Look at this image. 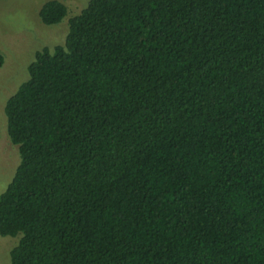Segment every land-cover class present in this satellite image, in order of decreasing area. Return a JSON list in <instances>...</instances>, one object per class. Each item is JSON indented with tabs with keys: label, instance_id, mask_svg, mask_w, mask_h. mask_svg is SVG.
I'll return each mask as SVG.
<instances>
[{
	"label": "trees",
	"instance_id": "obj_1",
	"mask_svg": "<svg viewBox=\"0 0 264 264\" xmlns=\"http://www.w3.org/2000/svg\"><path fill=\"white\" fill-rule=\"evenodd\" d=\"M28 73L8 264H264V0H89Z\"/></svg>",
	"mask_w": 264,
	"mask_h": 264
},
{
	"label": "rangeland",
	"instance_id": "obj_2",
	"mask_svg": "<svg viewBox=\"0 0 264 264\" xmlns=\"http://www.w3.org/2000/svg\"><path fill=\"white\" fill-rule=\"evenodd\" d=\"M47 0H0V193L11 180L19 162L18 148L7 134L4 114L6 100L29 77L28 65L43 47L63 44L68 19L78 14L89 0H59L67 7L66 16L57 24L45 25L38 11ZM18 236H0V264H8L10 251Z\"/></svg>",
	"mask_w": 264,
	"mask_h": 264
}]
</instances>
